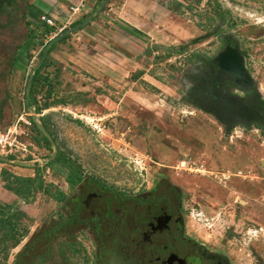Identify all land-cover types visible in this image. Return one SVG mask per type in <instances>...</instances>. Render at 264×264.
<instances>
[{"label":"rangeland","instance_id":"rangeland-1","mask_svg":"<svg viewBox=\"0 0 264 264\" xmlns=\"http://www.w3.org/2000/svg\"><path fill=\"white\" fill-rule=\"evenodd\" d=\"M80 1L17 0L0 13V126L13 124L23 111L46 42L84 22L103 2ZM115 1L45 58L35 98L39 107L50 108L36 115L42 125L45 118L56 149L33 147L31 167L0 163V204L18 205L30 233L4 264H17L30 235L62 210L59 193H75L66 190L67 167L60 173L48 167L55 151L81 178L115 194L136 195L168 183L178 191L194 237L231 264H264V119L225 126L197 101L202 90L209 92L208 67L223 56L228 39L242 54L254 100L264 103V0H149L154 4L141 6L136 24L121 19ZM72 7L81 10L70 17ZM40 9L51 11L42 15L52 20L54 33L45 36L36 24L34 47L14 65L15 49L34 21L28 11ZM224 92L248 99L240 89ZM36 168L41 188L23 187L20 197L8 190L22 187L17 177H35ZM88 247L93 255V245ZM85 254L46 264H92Z\"/></svg>","mask_w":264,"mask_h":264},{"label":"flooded vegetation","instance_id":"flooded-vegetation-1","mask_svg":"<svg viewBox=\"0 0 264 264\" xmlns=\"http://www.w3.org/2000/svg\"><path fill=\"white\" fill-rule=\"evenodd\" d=\"M235 45L225 39L223 56L231 54L240 60L242 54L234 50ZM241 63L243 73L237 75L213 61L207 70L211 79L204 81L210 90L203 93L200 89L197 96L202 108L214 111L225 126L264 119V107L254 100ZM225 87L246 92L248 99L225 93ZM60 161L69 159H56ZM64 182L66 190L75 193L70 198L65 190L59 193L62 210L30 235L14 260L17 264H46L49 258L66 262L83 252L86 261L93 257L92 264H231L187 231L178 191L164 181L136 195L112 193L85 177L71 181L67 176ZM78 235H84L83 240ZM88 244L93 245V255Z\"/></svg>","mask_w":264,"mask_h":264},{"label":"trees","instance_id":"trees-1","mask_svg":"<svg viewBox=\"0 0 264 264\" xmlns=\"http://www.w3.org/2000/svg\"><path fill=\"white\" fill-rule=\"evenodd\" d=\"M16 3H17V0H0V13L5 11V9H7V8L13 7ZM28 14L32 18V20H34V21H33V24L27 23V27H28L27 28V35H26L25 39L23 40V42L20 45H18L15 49L14 56L12 59V63L14 65H16L19 62V59H18L19 56H22V55L29 53L31 51V49L34 47V42H35L36 37H37V33H36V30L38 29L37 25L38 26L43 25V29H44L43 32H44L45 36H49L50 34L54 33V29L51 26H49L45 23H41L40 19H41V16H43V15H41L40 11L29 10ZM82 22L83 21H79L77 23H74L71 25V27H75V26L81 24ZM68 37H69V35H66L65 37L60 39L58 42L52 44L49 47V49L47 50L46 60H47V57H49V55L55 49V47L59 43L65 42ZM49 42H50V40L48 42H46L44 47L38 53L39 59H41L43 50ZM46 60L42 63L41 67L34 72L32 79L29 80V82H28L29 89H28V85H27L26 90H25L24 106L27 110L35 108L36 114H41L43 110H47L50 108V105H48L47 103L42 108L39 107L37 105L38 103H37L36 98H35V93L37 92V90H36L37 86L36 85L40 82V79L42 78L41 77V70L45 67ZM260 104L263 105V107H264V103L260 102ZM44 120H45V118L43 117L41 119V121L44 123L43 126L48 131V128H47ZM6 127H8V126H5V127L0 126V128H2V129H4ZM27 129H29L30 131L27 135H26L25 131H23V135H22L23 141L28 142L32 147H36V148L37 147L40 148L41 146H43V144H45L46 147H48V148L52 147L51 144L48 142V140L46 138H44L43 135L37 130V128L33 122H32V126L27 128ZM34 132L37 135L36 137H33ZM26 136H28L29 138L31 136V141L26 140V138H25ZM6 158L9 161H15L14 156H8ZM58 158H62V157H60L58 155L55 159H52L48 163V167L51 168L52 166H55V169H54L56 171L55 173H60L61 169L64 167L70 168L72 173L70 175H68L69 180L72 181V180L82 179L79 175L80 172L76 171L72 167L70 161H68V162L60 161L59 163H57L56 159H58ZM0 163H4V162L0 161ZM39 170H40L39 168L35 169V171H36L35 177H24L22 179H20L18 177L15 178L14 181L16 182V184H21L22 187L17 185L16 188L15 187H14V189L8 188V190H12L16 194L17 197H20V195H22L21 192L23 191V189H22L23 187L38 190L39 188L42 187V181L38 177ZM26 217H27V215L18 207V205L12 206L9 204H0V254L2 256V258H1L2 262H0V264H4V263L8 262L10 251L13 250L14 248H16L21 243V241L27 236L28 231H27V228L25 227V224H23V220L26 219Z\"/></svg>","mask_w":264,"mask_h":264},{"label":"built area","instance_id":"built-area-1","mask_svg":"<svg viewBox=\"0 0 264 264\" xmlns=\"http://www.w3.org/2000/svg\"><path fill=\"white\" fill-rule=\"evenodd\" d=\"M84 1L81 0V4ZM80 10V7H72L70 17L79 13ZM40 21L49 26H54L52 20L45 15L41 16ZM27 111L24 107L13 124L4 129L0 128V157L14 156L16 161H27L34 164L35 154L32 151L33 147L22 140L23 128L32 126L31 113H27Z\"/></svg>","mask_w":264,"mask_h":264},{"label":"water","instance_id":"water-1","mask_svg":"<svg viewBox=\"0 0 264 264\" xmlns=\"http://www.w3.org/2000/svg\"><path fill=\"white\" fill-rule=\"evenodd\" d=\"M107 2H108V0H103V2L99 6V9L95 13H93L91 16H89L81 24H79L75 27L66 29V30L62 31L58 36L51 39V41L44 48L40 62L33 69L32 74L29 77V80L32 79L34 72L41 67L42 63L44 62V60L47 56V50L49 49V47L52 44L58 42L60 39H62L66 35L72 34L76 31H80V30L84 29L86 26H88L93 21L92 19L94 18L95 14L101 12L104 9V7L107 5ZM219 63H220L222 68H224L226 70H231L232 72H234L237 75H241L243 73V69L240 65V61L238 59L234 58L231 54H229L227 57L221 56L219 59ZM28 89H29V85H28ZM31 120L35 124L37 130L43 135L44 138H46L48 140V142L51 144L52 148L56 149V143L54 142L53 137L50 135V133L47 131V129L40 123V119L36 115V109H33L31 111ZM56 155H57V151H55L53 153L52 158H55ZM0 161L4 162V163H11V161H9L5 158H2V157H0ZM14 163H16V164L20 165V167H24V168L33 166V163L27 162V161H25V162L14 161Z\"/></svg>","mask_w":264,"mask_h":264},{"label":"crops","instance_id":"crops-1","mask_svg":"<svg viewBox=\"0 0 264 264\" xmlns=\"http://www.w3.org/2000/svg\"><path fill=\"white\" fill-rule=\"evenodd\" d=\"M149 2L151 5L148 4ZM114 4L119 6L118 9L120 10V17L123 21H124V16H125L127 18L125 19V21L136 24L137 22L136 18H138V15L136 12H139V10H141V6L142 7H145L148 5L152 6L154 3L149 0H116ZM40 11L42 12L41 15L46 13L45 11L43 12L42 9H40ZM50 13L48 14L46 13L45 15L50 16L51 15Z\"/></svg>","mask_w":264,"mask_h":264}]
</instances>
